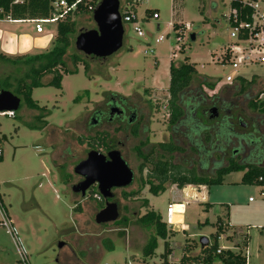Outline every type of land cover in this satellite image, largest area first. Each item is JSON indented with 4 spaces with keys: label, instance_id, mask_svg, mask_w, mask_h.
<instances>
[{
    "label": "rangeland",
    "instance_id": "rangeland-1",
    "mask_svg": "<svg viewBox=\"0 0 264 264\" xmlns=\"http://www.w3.org/2000/svg\"><path fill=\"white\" fill-rule=\"evenodd\" d=\"M53 3L50 0L14 2L10 8L12 12L0 21V29L10 35L35 36V25L29 21L40 23L49 19ZM130 4L143 32L142 37L136 36L130 27H124L119 51L104 62H91L76 52L74 40L79 31L96 29L92 13L76 14L73 17L75 32L70 37L71 47L67 50L65 62L67 68L72 69L71 57L79 55L87 61L86 75L83 65L78 63L76 73L62 74L61 89L44 86L32 90L31 99L44 108L42 112L27 109L20 101L14 118L0 117V137H6V141H2L0 159V201L10 216L18 243L30 264H159L162 240L156 238L154 255L145 258L143 248L153 237V230L143 228L136 221L146 212L154 211L165 222L166 209L175 203L170 221L176 225L169 227L166 224L167 229L175 232L168 242L172 250L168 264H180L187 245L191 247L197 243L199 248L200 236L208 238L209 245H212L211 235L216 231V218L224 216L226 212L228 229L224 235L228 241L232 244L233 241H239V238H233L230 234L240 231L248 238L246 247L242 249L247 255V263L264 264V198L259 195L260 186H247L240 182L243 172L229 173L223 177L221 185L205 187L207 200L204 203L211 206L208 209H205L206 204H198L197 200L192 199L199 197L192 195L196 186L184 187L186 192H181L174 185L166 183L165 191L153 196L148 192L146 183L155 185L156 182L148 180L145 171L139 172L141 160L132 151L135 141L129 138L122 153L134 173L133 182L123 190H114V197L109 200L117 204L118 220L125 219L126 225L121 222L95 223V216L105 202L100 205L96 187L87 191L83 198L69 189L76 182L73 168L86 158L89 151L95 150L105 155L104 144L108 142V137H115L112 134L114 126L89 125L88 112L103 104L110 95L123 97L129 104H147L146 112L151 116L150 127L141 138L147 139L149 143L169 141L167 112L162 106L169 100L167 87L171 63L195 65L197 76L191 91L198 89L202 80L215 85L213 90L201 86L203 99L226 95L230 99L236 98L238 108L235 113L241 114L242 122L255 113L248 104L264 89V64H251L233 70L229 66L221 68L215 63L216 57L230 43V29L225 20L229 13L228 0H119V9ZM146 10L151 13L146 15ZM153 12L157 14V19H152ZM7 18H18L23 22L8 23ZM169 23L186 25L190 29L184 32L183 43L178 44L182 52H176L174 60L170 49L176 45V35ZM41 26L43 33L37 36L55 35V24ZM190 34H195V41L189 40ZM159 36L164 39L156 43L155 39ZM9 38L0 39L2 47L8 44L5 42ZM46 45L12 55L38 54L50 49L51 45ZM149 49L153 51L152 54L148 52ZM3 51L0 50L5 55H11ZM22 73L13 65L0 61V82L6 76L16 77ZM229 74L251 82L250 91L221 93V89L227 86L222 85L224 77ZM48 81L49 77L44 79L45 83ZM189 98L190 93L184 96V106L185 103H191ZM192 104L197 106L200 102L193 101ZM40 114L42 118L37 122L35 117ZM260 115L263 123L260 133L264 137V114ZM43 122L46 123L44 127L31 128ZM235 131L244 133L240 127H236ZM93 135L98 136V139L93 138ZM180 146L182 148L183 143ZM236 147V142L232 141L228 150ZM185 148L186 152L180 155L179 162L194 168L201 175H211L209 166L205 164L207 161L200 163L201 158L198 160ZM230 150L223 158V164L230 157ZM214 159L218 160V156ZM199 164L203 166L204 172L198 169ZM123 193L136 195L125 199ZM248 199L251 201L248 202ZM145 201L148 203L146 208L143 207ZM178 202H183L184 208ZM183 227L185 232L180 230ZM216 246L227 247L229 243L221 238ZM197 247L191 251L198 253ZM0 264H18L13 239L1 225Z\"/></svg>",
    "mask_w": 264,
    "mask_h": 264
},
{
    "label": "trees",
    "instance_id": "trees-1",
    "mask_svg": "<svg viewBox=\"0 0 264 264\" xmlns=\"http://www.w3.org/2000/svg\"><path fill=\"white\" fill-rule=\"evenodd\" d=\"M15 0H0V20L8 16L11 6ZM25 3L26 0H20ZM54 1V0H50ZM73 0H67L71 3ZM131 2L132 0H126ZM175 1V0H173ZM99 0H82L77 4L76 9L69 13L64 20L58 22L55 26V35L51 38L49 44L50 49L38 54H23V55H5L0 52V61L13 65L19 71L23 73L16 77L6 76L0 82V91L7 90L13 95L18 97L20 101L27 109L38 110L42 112L44 108L39 107L32 99L31 92L33 89L44 86H51L56 89H61L62 74H74L77 72L76 66L78 63L83 65V70L86 75L88 71V64L86 60L81 59L77 54L71 57L70 63L72 69L67 68L65 62V56L67 50L71 47L70 37L75 32V23L73 17L79 13L91 14L93 9L98 4ZM231 7H238L236 2L231 3ZM53 8L50 7V16ZM14 12V11H13ZM151 11L146 10L145 14L149 15ZM14 20H20L13 18ZM48 44V45H49ZM130 51V49H127ZM80 54V53H78ZM86 59V57H84ZM70 65V64H68ZM169 82L167 87L168 111L169 118L167 119L168 126L174 133L173 140L169 142L159 143L156 145L152 152H144L138 154L142 159L139 165V170L146 168L147 163L150 164L147 168V179L155 181L156 184L146 183L149 186L148 192L157 196L165 191L164 185L169 183L174 185L178 190L183 189L186 186H213L221 185L223 177L229 173L243 172L240 182L247 186H260L264 183V137L257 135L245 138V143L248 144V154L244 158H239L236 154H240L241 150L236 147L230 150V157L226 163L223 164V158L229 151L228 147L236 136L239 134L234 130H228L216 121H209L205 115L199 114V111L204 110L205 99L199 101L200 105L185 103L184 96L188 95L191 91V85L194 78L197 76V72L194 64L182 62L178 65L171 63L168 69ZM49 77L47 83L44 79ZM12 79V80H10ZM251 82H245L243 79L235 81L230 86H225L235 93H244L250 91ZM201 86H206L208 89L213 90L215 85L212 83H206L202 80L199 83L197 92L201 90ZM200 88V89H199ZM247 90V91H246ZM262 89L260 92H262ZM201 92V91H200ZM249 107L253 112H260L264 114L263 101L257 100V96L253 101L249 102ZM191 106V108H190ZM42 118V115L35 117L37 122ZM46 123L43 122L38 126L32 125L31 128L44 127ZM235 132V133H234ZM103 139V138H102ZM187 147L189 153H193L200 163L210 166L211 175H201L196 172L194 168H189L183 163H179V157L185 153L186 148H181V143ZM237 150V151H235ZM218 156V160L214 157ZM236 156V157H235ZM198 166V161H197ZM151 167V169H150ZM207 167V166H205ZM203 166L199 164L200 171ZM261 178V181L258 179ZM136 193L126 194L123 193V198L134 197ZM100 205L103 203V199L98 195ZM148 203L145 201L143 207H147ZM206 207L210 205L206 204ZM102 206H100L101 208ZM228 212L222 217H217L214 223L216 231L211 235L213 238L212 245H208L204 248H198L197 243L193 246L184 248L182 257L179 261L180 264H243L245 262L244 254L241 251L231 252L222 251L220 254H216L217 238L220 234H224L228 229ZM121 220V221H120ZM116 220L115 223H123L126 225L125 219ZM137 224L145 229L153 230V237L147 242L143 248V256L145 258L152 257L156 249V238H160L163 242L162 253L160 255L159 264H168V257L172 253L169 245V239L175 235V232L167 229L166 224L162 221L158 214L154 211H148L143 216L137 219ZM114 223V222H113ZM120 223V224H121ZM182 232H185L183 230ZM229 238V237H228ZM229 240V239H228ZM248 238L244 240L242 246L246 247ZM198 248V253H194L191 250Z\"/></svg>",
    "mask_w": 264,
    "mask_h": 264
},
{
    "label": "built area",
    "instance_id": "built-area-1",
    "mask_svg": "<svg viewBox=\"0 0 264 264\" xmlns=\"http://www.w3.org/2000/svg\"><path fill=\"white\" fill-rule=\"evenodd\" d=\"M17 1L20 0H15L14 2ZM81 1L82 0H73L71 3H68L67 0H54L52 7L53 10L49 19L43 20L40 23H37L36 21H29V22L35 25L34 30L36 34H42L43 29L41 24L56 25L58 22L64 20V18L69 13L73 12L76 9L77 4L80 3ZM232 2H236L238 4V7L237 8L231 7ZM228 9H229V13L225 16V20L230 29L229 31L230 43L223 49L222 53L216 57L215 63L218 64L221 68L225 66H229L233 70H237L240 67L248 66L251 64H260V65L264 64V0H228ZM119 14L121 17V23L123 29L124 27H130L131 30L136 34V36L138 37L143 36V32L141 30L139 21L137 19L136 13L134 12V8L132 7L131 4L128 7L124 6L121 10L119 9ZM151 17L152 19L158 18L156 13H153ZM6 21L8 23L23 22L22 20H11L9 18H7ZM168 25L170 29L175 32L176 35L174 39L176 45L174 49H170L172 59L174 60L177 57L176 52L178 53L182 52V48L178 44L183 43L182 37L184 35V32L190 31V29L186 25H182V24L175 25L173 23H169ZM48 35L49 37H52L51 34ZM48 35H44V36H48ZM163 39L164 37L159 36L155 39V42L156 43L161 42ZM148 52L151 54L153 53L151 49H149ZM240 79L241 78H239L238 76L229 74L224 77L222 85L228 86ZM263 99H264V90L262 92H259V95H257V100L263 101ZM162 109L165 112H167L168 110L167 102L163 104ZM0 117L14 118L15 111L0 112ZM2 141H3L2 137H0V159L2 158V153H3ZM258 181H261V178H259ZM188 187L194 188V186H188ZM260 187L261 190L259 191V195L262 198H264V183L260 185ZM183 190L185 189L183 188ZM183 196L185 198L184 193ZM185 199L183 200V202H185ZM192 199H196V197H193ZM248 201H251V199H248ZM183 202H178L177 204L183 206L184 208L185 205ZM174 204L175 203L171 204L166 209V221L164 223L167 224L169 227H173L176 225L170 222V217L172 215V207ZM0 216H1L0 225L3 228H5L6 232L10 234L13 239V244L15 246L17 253L18 264H30L27 255L25 254L22 247L18 243V240L16 239L15 231L12 228V224L6 214L5 208L3 207V205H1V201H0ZM180 230L183 231L184 227L180 228ZM230 236L233 238H239V241L236 242L233 241L232 244L231 242L228 241L227 236H225L224 234H220L217 238V242L221 238H223L225 241L229 243V246L227 247L217 246L215 251L217 255L220 254L222 251L242 252V249L245 248L242 246V244L246 239V235H243L240 231H232ZM243 254L245 257V262L243 264H248L246 253ZM189 264H195V263H189Z\"/></svg>",
    "mask_w": 264,
    "mask_h": 264
},
{
    "label": "water",
    "instance_id": "water-1",
    "mask_svg": "<svg viewBox=\"0 0 264 264\" xmlns=\"http://www.w3.org/2000/svg\"><path fill=\"white\" fill-rule=\"evenodd\" d=\"M92 21L96 29L79 31L74 40V48L91 62H104L122 47L124 29L119 14V0H100L92 11ZM189 40L195 41V34H190ZM19 105L18 97L9 91H0V112L16 111ZM210 113L214 116L216 108H211ZM2 140L5 142L6 137L2 136ZM74 173L81 176L83 181L72 187L73 193L84 197L89 187L96 186L105 201L104 207L95 216V223L103 225L115 222L119 218V211L116 203L109 202L113 197L112 190L125 189L133 182V172L119 152L110 151L104 156L90 151L86 159L74 167ZM208 243L205 236L198 238L200 248L208 246Z\"/></svg>",
    "mask_w": 264,
    "mask_h": 264
},
{
    "label": "flooded vegetation",
    "instance_id": "flooded-vegetation-1",
    "mask_svg": "<svg viewBox=\"0 0 264 264\" xmlns=\"http://www.w3.org/2000/svg\"><path fill=\"white\" fill-rule=\"evenodd\" d=\"M224 91L228 92L231 90L228 89L227 87H224L223 89H221V93ZM190 95H191V98H189V101L191 102L190 103L191 106H192L193 101L203 100V95L200 93V91L197 92L196 90H192L190 92ZM205 102L206 103L209 102V103L205 105L204 110L199 111L198 109L196 114L199 113V114L205 115L209 121H216V123H220L222 126L226 127V129L228 130L235 131L236 127H240L244 129V133H238L239 137L236 136L235 138H233V141L236 142L237 147H239V149L241 150L240 154H236V156H238L239 158L246 157V155L248 154L249 146L247 143H245L244 139L247 137L249 138L252 135H255L256 137L257 135H259L258 137L261 136L260 127L263 124L261 121V118H262L261 115L255 112L253 113L252 116L248 118L246 122H242L240 120L241 114L235 113V111L238 108V104L236 103V98L230 99L228 98L227 95L226 97L214 96V97H211L210 99H205ZM146 105L147 104H143V105L129 104L128 102H126V99L123 97H120L117 95H110L105 99L103 104L101 103L100 105L94 107L90 112H88L90 126H97V127H101L103 125H107L109 127L114 126L112 129V134L115 137H108L109 138L108 142L104 144L105 149H106L104 156H106L110 151H117L119 152L124 162L127 164L124 158V155L122 153V150L125 149L127 145L126 143L128 142L129 138L135 141V143L132 146V151L134 155H136L138 158H140L138 154H142L146 151L152 152L153 148L159 143L169 142L173 140L175 136L174 135L175 132L173 133L171 129H169L170 130L169 141L149 143L147 139L141 138L142 135L147 134L148 129L150 127L151 116L148 115L146 112ZM208 105L212 106L211 108H216V114L214 116L211 115L210 113L211 108L210 107L208 108ZM166 118L167 119L169 118V111H167ZM168 128L170 127L168 126ZM122 137L124 140H122ZM93 138L98 139V136L93 135ZM102 138L103 136H101L100 139L103 140L104 138L103 139ZM180 143L182 144L183 142L180 141ZM92 151H95V150H92ZM87 154H86V157H87ZM140 160L142 159L140 158ZM147 166H150V164L147 163L146 168L139 170V172L145 171L147 173L148 172ZM72 172H73V176L76 178V182L69 189L73 193L72 187L82 182L83 178L74 173V168ZM68 178H69V173H68ZM133 178H134V173H133ZM92 187H96V186L89 187L86 190V193ZM114 190H112V193ZM73 194L80 195L79 193H73ZM113 197H114V194H113ZM118 211H119V208H118Z\"/></svg>",
    "mask_w": 264,
    "mask_h": 264
},
{
    "label": "crops",
    "instance_id": "crops-1",
    "mask_svg": "<svg viewBox=\"0 0 264 264\" xmlns=\"http://www.w3.org/2000/svg\"><path fill=\"white\" fill-rule=\"evenodd\" d=\"M154 13V12H153ZM1 21V20H0ZM218 23V22H217ZM174 24V23H173ZM0 32L2 33V35H4V34H7V33H9V32H6V31H4V30H2V29H0ZM11 35H14L13 33H11ZM37 35H41V34H36L35 36H29V35H26L28 38H29V42H30V49H32V48H37L36 46V42H37V40H39V39H41V37H45L44 35L43 36H37ZM15 36V38L17 39V37H19V36H16V35H14ZM21 37V36H20ZM20 37L18 38V40H19V42H20ZM4 38V37H3ZM50 40H51V37H49V39H48V44H49V42H50ZM5 42V41H4ZM16 43H17V41H16ZM3 44H5V43H3ZM48 44L46 45V46H48ZM19 46L20 45H18L17 47H16V50H15V52H14V54L15 53H24V52H20L19 51ZM41 48V47H40ZM29 49V50H30ZM0 50L1 51H3L2 50V43L0 44ZM4 52V51H3ZM6 52V51H5ZM7 54H9V53H7ZM2 159V158H1ZM195 189V193L193 192V194L192 195H196V196H199V197H196V199L195 200H197V202H198V204H208V203H204L206 200H207V198H206V188H205V186H197L196 188H194ZM183 190V189H182ZM182 190H180L181 192H182ZM197 191H199V192H197ZM183 192H186V189L185 190H183ZM249 202V201H248ZM1 205H3L4 206V204H2V202H1ZM5 207V206H4ZM211 207V206H210ZM210 207H206L205 206V209H208V208H210ZM5 211H6V214H7V216H8V218H9V220H10V216L8 215V212H7V209H6V207H5ZM1 217V216H0ZM10 222H11V220H10ZM12 224V223H11Z\"/></svg>",
    "mask_w": 264,
    "mask_h": 264
},
{
    "label": "bare ground",
    "instance_id": "bare-ground-1",
    "mask_svg": "<svg viewBox=\"0 0 264 264\" xmlns=\"http://www.w3.org/2000/svg\"><path fill=\"white\" fill-rule=\"evenodd\" d=\"M2 37H4V38L10 37L8 41L5 40L6 41L5 43H8V44L3 45V47H2L3 50L6 51V53H9L11 55L14 54L16 47L18 46V43L20 45L19 46L20 51L25 52V51H28L30 49L29 38L25 35H22L20 37V42H19L18 38L17 39L15 38L14 35L4 34L2 36V33L0 32V39H2ZM48 39H49V36L41 37V39L37 40V42H36L37 47L43 48L48 43ZM16 41H17V43H16Z\"/></svg>",
    "mask_w": 264,
    "mask_h": 264
}]
</instances>
